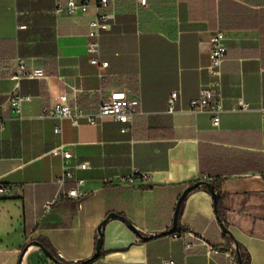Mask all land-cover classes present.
Listing matches in <instances>:
<instances>
[{
	"label": "crops",
	"instance_id": "crops-1",
	"mask_svg": "<svg viewBox=\"0 0 264 264\" xmlns=\"http://www.w3.org/2000/svg\"><path fill=\"white\" fill-rule=\"evenodd\" d=\"M56 1L0 0V183L8 189L0 196V264H232L237 252L246 264H264V0H111L114 18L99 40L102 79L86 52L96 0L76 15H55ZM217 30L227 51L214 127L209 113L188 106L209 80ZM17 58L44 77L12 80ZM116 89L139 100L125 132L110 119L73 126L42 117L60 95L86 106L99 90ZM14 90L30 96L21 118L7 102ZM58 144L88 163L77 172L78 198L62 197L72 183L55 182L62 159L47 153ZM134 170L135 182H124ZM196 182L215 184L217 210L199 185L169 233L179 196Z\"/></svg>",
	"mask_w": 264,
	"mask_h": 264
},
{
	"label": "built area",
	"instance_id": "built-area-1",
	"mask_svg": "<svg viewBox=\"0 0 264 264\" xmlns=\"http://www.w3.org/2000/svg\"><path fill=\"white\" fill-rule=\"evenodd\" d=\"M111 0H96L94 3V15L87 23V44L86 52L89 55V62L95 65L98 69L97 75L99 79L104 77L102 72L108 64L101 60L100 54V37L110 28V23L114 16L107 11ZM141 6L147 5V0H138ZM91 6L90 0L77 2L76 0H60L56 1L54 13L60 15L63 9L70 15L86 14ZM224 34L221 30H217L208 41V58L209 64L206 67L209 80L202 85L199 94L196 98L190 100L188 111L204 112L211 115V122L214 127L219 125V116L223 111L222 102V63L224 62L227 47L225 45ZM44 77V72L38 67H29L21 58L15 61V69L10 78L16 82L22 79H34ZM179 96V91L174 90L169 94L167 104L168 112H175V102ZM30 101V96L23 95L17 90H14L8 96L7 102L12 114L21 118V106L23 103ZM139 104L137 97H131L125 90H111L107 95H104L102 90H99V96L95 105H81L76 100L71 102L68 97L60 95L57 101L42 117H51L58 120L68 119L73 126H78L82 122L88 124H97L106 119H110L126 125L122 132L128 130V126L135 114V109ZM240 109H247L248 105L241 100L239 101ZM60 126L54 129L55 134L60 133ZM50 156H57L62 159V167L55 182L63 187L67 183H72L73 186L62 193L63 198H78L80 196L79 188L83 184V180L77 177V172L86 170L88 163L84 161H73L74 156L65 144H58L52 147L48 153ZM138 175V171L134 170L130 175L126 176L123 181L133 184ZM8 189L0 185V196L7 193ZM52 202L44 204V209L49 210ZM209 252L216 254L218 251L209 248ZM232 264H238L235 256H231ZM163 264H174L171 261H165Z\"/></svg>",
	"mask_w": 264,
	"mask_h": 264
},
{
	"label": "water",
	"instance_id": "water-1",
	"mask_svg": "<svg viewBox=\"0 0 264 264\" xmlns=\"http://www.w3.org/2000/svg\"><path fill=\"white\" fill-rule=\"evenodd\" d=\"M199 185H204L208 190H209V193H210V196L213 200V205H214V209L215 211L217 210V200H218V197H219V194L213 189V187L211 186L210 183L208 182H196L190 186H188L182 193L181 195L179 196L178 200H177V204H176V208H175V212H174V217H173V225H172V228L170 229L169 233H174L175 230H176V226H177V216H178V211H179V206H180V203L182 202V200L184 199V197L186 196V194L192 190L193 188L199 186ZM113 217H116V215L114 213H111L108 215L107 218H113ZM126 222V221H125ZM128 226L129 223L126 222ZM219 224H220V227L222 229V232L224 234H227L229 233L228 230L225 228V226L223 225V223L221 221H219ZM98 233H99V238L97 239V242H96V252L94 254V258L98 257L99 256V250H100V246H101V230H100V226L98 227ZM147 237H144V239H146ZM33 245L35 246H39L42 250V252L50 259V260H53L52 258V255L51 253L49 252V250L44 247L40 242L38 241H34L32 243ZM237 263L238 264H243L242 262V259H241V256L239 254V252H237Z\"/></svg>",
	"mask_w": 264,
	"mask_h": 264
},
{
	"label": "trees",
	"instance_id": "trees-1",
	"mask_svg": "<svg viewBox=\"0 0 264 264\" xmlns=\"http://www.w3.org/2000/svg\"><path fill=\"white\" fill-rule=\"evenodd\" d=\"M211 184V186L213 187V189L215 190L216 189V186H215V184L214 183H210ZM0 185H2L3 186V184L2 183H0ZM242 262H243V264H246V260L243 258L242 259Z\"/></svg>",
	"mask_w": 264,
	"mask_h": 264
}]
</instances>
